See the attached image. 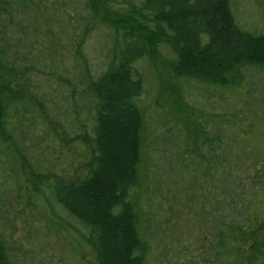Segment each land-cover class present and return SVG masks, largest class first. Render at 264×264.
I'll use <instances>...</instances> for the list:
<instances>
[{
    "label": "trees",
    "instance_id": "trees-1",
    "mask_svg": "<svg viewBox=\"0 0 264 264\" xmlns=\"http://www.w3.org/2000/svg\"><path fill=\"white\" fill-rule=\"evenodd\" d=\"M235 4L0 0V219L11 190L21 206H60L86 228L77 235L97 264H148L192 220L200 234L181 264H264V143L247 135L253 122L264 131V109L248 106L262 99L241 107L236 143L219 123L191 138L200 121L187 109L189 121L142 133L149 61L185 103L184 82L197 94L264 69V33L243 25ZM9 239L0 224V264H19Z\"/></svg>",
    "mask_w": 264,
    "mask_h": 264
},
{
    "label": "rangeland",
    "instance_id": "rangeland-1",
    "mask_svg": "<svg viewBox=\"0 0 264 264\" xmlns=\"http://www.w3.org/2000/svg\"><path fill=\"white\" fill-rule=\"evenodd\" d=\"M235 11L238 14L239 21L248 29L256 30L264 33V0H235ZM90 55L92 62L96 65L100 63L104 55L103 47L99 44V38L95 36L90 45ZM164 54L171 55L165 49H162ZM160 59V58H159ZM157 60V59H156ZM158 67L154 61H149L146 66V82L147 94L140 100L141 112L143 114V129L142 133L146 135L160 134L161 130L174 123H183L197 119L199 124L193 122L190 127L191 138L198 136L200 129L205 135L214 134V126L219 123V126L224 127L228 132L229 139L237 142V134L244 135L242 131L237 133V116H241L243 110L241 107L251 101L256 96L262 101L259 104L248 105L254 109H264V69L245 67L242 68L244 80L242 85L222 87L211 84H204V89L199 90L195 94L191 91V85L184 82L186 91V103L189 101L193 106V112L190 111L185 103L184 98L171 95L168 82L171 83L167 72L164 70L160 60ZM236 74V73H235ZM234 74V75H235ZM236 77V76H235ZM187 113L190 119L186 118ZM201 111L202 118H196L197 110ZM204 109V110H203ZM185 112V113H184ZM220 112V113H219ZM225 114V117H222ZM234 115L226 118L229 114ZM220 118H219V117ZM195 123V124H194ZM247 128V135H251L248 140L254 144L257 139L264 143V131L262 134L256 135L257 130L261 127L255 122L250 123ZM217 131V130H216ZM231 133V134H229ZM223 135V138H225ZM239 136V137H240ZM243 137V136H242ZM237 149V144H234ZM234 149V154L237 153ZM235 157V155H234ZM250 160V159H248ZM193 169L189 175H192ZM188 177L187 175L184 177ZM188 183V178L185 179ZM11 194L6 201L8 211L5 216L0 219V224L5 227V231L10 235V246L14 251L15 257L19 264H97L95 251L91 246H84L77 235L80 232H87L84 225L73 215H70L62 207H53L54 211L46 213L43 208L33 207L32 205H20L19 198ZM142 199L138 200L136 209L139 208ZM44 208L49 209L47 204H43ZM139 210V209H137ZM58 216L56 223L52 218L53 215ZM181 229H185V233L176 239L175 236L168 237V246L166 253L159 254V251L153 253L148 264H181V258L177 257L178 253L188 254L187 245L195 244V236L200 233L197 225L191 220L180 223ZM161 226L163 225L160 224ZM179 228V227H178ZM161 229H158L160 232ZM75 237L76 240L71 238ZM167 241V240H166ZM175 244L177 246H175ZM170 246V247H169ZM180 250V252H176ZM180 260V261H179ZM185 264H191L189 261Z\"/></svg>",
    "mask_w": 264,
    "mask_h": 264
}]
</instances>
